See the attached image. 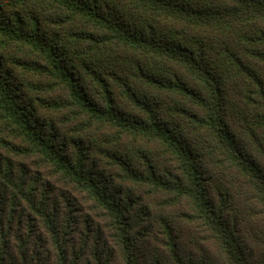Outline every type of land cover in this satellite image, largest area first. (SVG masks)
I'll return each mask as SVG.
<instances>
[{
  "label": "trees",
  "instance_id": "1",
  "mask_svg": "<svg viewBox=\"0 0 264 264\" xmlns=\"http://www.w3.org/2000/svg\"><path fill=\"white\" fill-rule=\"evenodd\" d=\"M0 264H264V0H0Z\"/></svg>",
  "mask_w": 264,
  "mask_h": 264
}]
</instances>
